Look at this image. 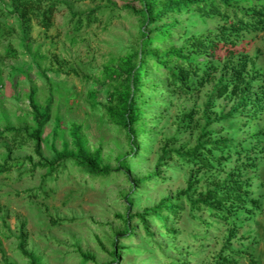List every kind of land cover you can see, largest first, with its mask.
I'll use <instances>...</instances> for the list:
<instances>
[{
  "label": "rangeland",
  "instance_id": "1",
  "mask_svg": "<svg viewBox=\"0 0 264 264\" xmlns=\"http://www.w3.org/2000/svg\"><path fill=\"white\" fill-rule=\"evenodd\" d=\"M51 1L49 27L33 16L22 28L10 15V0H0V164L6 158L12 164L0 173V264H32L18 248L21 231L36 264H264V99L258 116L247 119L252 111L244 107L228 115L238 102L231 88L223 95L214 89L226 52L240 51L248 58L251 91L264 90V31L199 55L220 67L188 94L169 84L166 66L143 57L140 115L130 132L118 115L125 93L134 91L128 61L141 68L134 57L140 49L160 57L223 21L195 9L156 21L141 13L146 4L156 12L171 0ZM164 24L170 29L164 41L160 33L143 44ZM31 97L48 111L39 152L33 140L19 145L6 131L35 126ZM75 128L109 174L91 173L79 163ZM256 133L259 140L252 139ZM224 137L246 151L230 152L210 169L177 153ZM213 154L220 155L215 149ZM229 172L258 205L235 209L225 221L191 201ZM167 199L180 204L175 214L160 221L150 212L141 220L146 209Z\"/></svg>",
  "mask_w": 264,
  "mask_h": 264
},
{
  "label": "trees",
  "instance_id": "2",
  "mask_svg": "<svg viewBox=\"0 0 264 264\" xmlns=\"http://www.w3.org/2000/svg\"><path fill=\"white\" fill-rule=\"evenodd\" d=\"M55 3L56 1L51 0H10V15L16 17L22 28L28 26L33 16L38 19L40 18L39 22L41 25L49 27ZM43 5L46 7L44 8ZM151 9V5L146 4L145 9L141 10V13L145 14L144 12H147V17H151L153 21L162 18L160 15L181 12L183 9H195L199 16L219 17L223 21V25L217 30H210L187 38L179 49H171L162 53L160 57H154L155 54H150L151 52H145L142 49L134 54V57H140L142 67L139 68L138 63L135 61H128L129 79L134 91L128 90L125 93L124 102L121 106L122 110L118 113L122 125L130 132H135V126L138 124L137 119L140 115L138 110V105L140 104L138 91L142 87L140 73L141 71L143 72L145 66V59L143 57L149 55V57L154 58L153 62L162 63L166 66L169 84L177 92L188 94L199 90L206 82L210 81L211 73L220 67L218 62H214L207 57L199 59V55L214 54L215 50L220 47H231V45L235 44V41L240 39V36L249 31H264V0H171L168 3L161 4V8L156 12ZM168 27L169 24H164L163 26H158L156 30L150 31L143 44L152 43L153 37H156L160 33L162 34L160 40L164 41V34L170 31ZM226 53L224 64L222 65L224 74L216 80L214 89L217 91V95H223L231 88L230 92L238 96L235 108L228 115L240 109L239 107H244L243 109L252 111L247 115V119L256 118L261 111L260 104L264 99V90L251 91L250 80L245 78L249 72L247 68L248 58L245 54L240 51H228ZM194 76L197 77L194 78ZM30 104L35 126L31 130L8 126L6 131L12 133L11 139L14 142H19V145L33 140L35 150L39 152L43 126L48 119V111L46 109L42 111L41 107L34 102L32 97L30 98ZM212 121L208 116L206 117V123H211ZM204 135H206V132L202 133V136ZM0 137H5L3 131H0ZM72 137L76 147V154L79 158L78 161L84 168L94 174L107 175L110 173L109 167L98 164L96 154L90 155L86 151L76 128L72 132ZM252 139L259 140L260 134H253ZM207 144L210 147L205 148ZM241 148L246 151V146L243 144L224 137L215 140H199L193 149L178 151L177 153L179 156H186L189 161L203 168L210 169L214 167V161H222L230 152L240 153ZM214 149L219 151V156L213 154ZM244 151H241V153ZM7 159L0 164V173L11 168L12 164ZM52 163L49 162L48 165H52ZM237 176V174L229 172L220 184L212 190H208L203 197L191 201V203L196 208L201 205L209 209L213 216L225 221L230 220L231 214L235 209L250 205L256 208L258 205L257 198H249L246 193L241 191L242 182ZM179 207V203L171 204L169 199L163 200L158 206L146 209L143 214H140V218L142 221H145L144 216L151 212L157 219L163 221L166 214H175L176 208ZM166 230L169 232L173 231L171 228H167ZM19 238V250L31 260L32 264H36L37 257L25 248L26 233L21 231ZM84 257L90 258L91 256L84 254ZM251 262L255 263L254 260H251ZM227 263H229L228 260Z\"/></svg>",
  "mask_w": 264,
  "mask_h": 264
}]
</instances>
